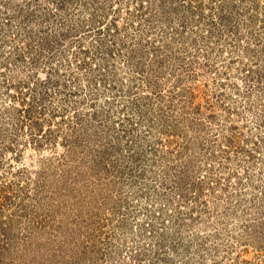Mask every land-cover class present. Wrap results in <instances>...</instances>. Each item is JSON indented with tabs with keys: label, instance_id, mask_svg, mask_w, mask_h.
<instances>
[{
	"label": "rangeland",
	"instance_id": "obj_1",
	"mask_svg": "<svg viewBox=\"0 0 264 264\" xmlns=\"http://www.w3.org/2000/svg\"><path fill=\"white\" fill-rule=\"evenodd\" d=\"M0 264H264V0H0Z\"/></svg>",
	"mask_w": 264,
	"mask_h": 264
}]
</instances>
